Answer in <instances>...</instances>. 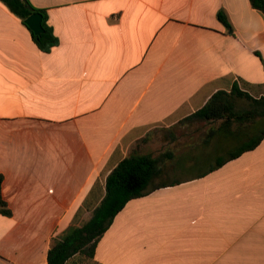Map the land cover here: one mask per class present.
<instances>
[{"label": "crops", "instance_id": "1", "mask_svg": "<svg viewBox=\"0 0 264 264\" xmlns=\"http://www.w3.org/2000/svg\"><path fill=\"white\" fill-rule=\"evenodd\" d=\"M28 1L56 44L0 2V264H47L131 156L157 160L154 188L93 263L264 264V138L229 158L235 121L188 118L234 85L264 97V16L248 0Z\"/></svg>", "mask_w": 264, "mask_h": 264}, {"label": "trees", "instance_id": "2", "mask_svg": "<svg viewBox=\"0 0 264 264\" xmlns=\"http://www.w3.org/2000/svg\"><path fill=\"white\" fill-rule=\"evenodd\" d=\"M250 6L264 16V0H248ZM8 10L24 24L35 14H42L44 31L32 38L38 48L46 52L56 44L52 32L45 25L43 11L34 8L28 0H0ZM218 20L228 25L226 15L218 14ZM27 27V26H26ZM28 28V27H27ZM29 29V28H28ZM189 119L235 121L238 135L242 136L236 150L229 158H235L252 150L264 138V97L254 98L234 85L230 91H217L202 108ZM246 126H242L245 125ZM221 160L218 164H222ZM157 174V160L149 156H131L120 161L110 172L105 182V194L100 204L93 210L91 218L82 226L72 228L64 238L54 244L47 253V264H95L93 255L97 242L110 226L116 214L130 200L147 195L153 190L152 183ZM0 175V213L10 215L2 197Z\"/></svg>", "mask_w": 264, "mask_h": 264}, {"label": "water", "instance_id": "3", "mask_svg": "<svg viewBox=\"0 0 264 264\" xmlns=\"http://www.w3.org/2000/svg\"><path fill=\"white\" fill-rule=\"evenodd\" d=\"M25 25L35 34L39 35L44 31V28L42 26V14L35 13L31 16H29L25 20Z\"/></svg>", "mask_w": 264, "mask_h": 264}]
</instances>
